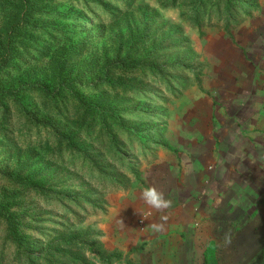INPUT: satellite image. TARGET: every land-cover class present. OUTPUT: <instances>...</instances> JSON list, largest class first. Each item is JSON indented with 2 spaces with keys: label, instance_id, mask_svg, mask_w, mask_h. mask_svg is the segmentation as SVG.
<instances>
[{
  "label": "rangeland",
  "instance_id": "1",
  "mask_svg": "<svg viewBox=\"0 0 264 264\" xmlns=\"http://www.w3.org/2000/svg\"><path fill=\"white\" fill-rule=\"evenodd\" d=\"M217 1L0 0V264H139L172 209L142 189L187 198L193 162L220 177L237 86L264 70V0ZM242 253L209 245L197 264Z\"/></svg>",
  "mask_w": 264,
  "mask_h": 264
},
{
  "label": "crops",
  "instance_id": "2",
  "mask_svg": "<svg viewBox=\"0 0 264 264\" xmlns=\"http://www.w3.org/2000/svg\"><path fill=\"white\" fill-rule=\"evenodd\" d=\"M255 75L258 82L239 84L233 96L231 160L212 156L221 174L208 179L204 165H182L175 191L187 198L173 195L166 229L141 237L139 264H197L209 245L242 251L235 264H264V70Z\"/></svg>",
  "mask_w": 264,
  "mask_h": 264
},
{
  "label": "trees",
  "instance_id": "3",
  "mask_svg": "<svg viewBox=\"0 0 264 264\" xmlns=\"http://www.w3.org/2000/svg\"><path fill=\"white\" fill-rule=\"evenodd\" d=\"M233 5V0H218L217 4H216V10L220 9V6H222L223 9H225V11L229 12L231 10V7ZM24 20V17H23ZM22 23V17H19L17 20H15L11 26V28H16L18 26H21ZM7 52H8V48H7ZM8 55L7 54V58H5L1 63H0V67L5 66L8 63ZM0 213L2 212V209H0ZM1 221L4 222V224L7 226L6 228V235L8 236V240H7V244L4 247L5 249L8 247V245L10 244V247H14L17 249L18 253H22L21 252V247L23 249L22 243L20 242V237L18 236V232H17V227L14 224V221L12 218L5 216V218L3 219L1 217ZM32 259L31 257L29 258V260Z\"/></svg>",
  "mask_w": 264,
  "mask_h": 264
},
{
  "label": "clouds",
  "instance_id": "4",
  "mask_svg": "<svg viewBox=\"0 0 264 264\" xmlns=\"http://www.w3.org/2000/svg\"><path fill=\"white\" fill-rule=\"evenodd\" d=\"M140 199L150 209H155L158 212H164L172 207V201L165 197V194L158 190L155 186L149 185L142 189ZM167 217L162 216L161 220L166 221ZM153 231L160 232L163 230V224H151L149 226Z\"/></svg>",
  "mask_w": 264,
  "mask_h": 264
}]
</instances>
